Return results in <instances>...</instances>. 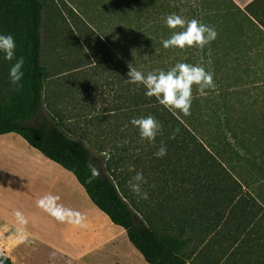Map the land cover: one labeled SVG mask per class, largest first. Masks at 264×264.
<instances>
[{
	"label": "trees",
	"instance_id": "1",
	"mask_svg": "<svg viewBox=\"0 0 264 264\" xmlns=\"http://www.w3.org/2000/svg\"><path fill=\"white\" fill-rule=\"evenodd\" d=\"M194 1L198 6H205L207 2ZM216 1L223 3L225 0ZM227 1L234 4L231 0ZM234 6L243 16L242 19L236 14L232 16L235 26L226 23L229 16L222 10H202V20L206 21L205 24L214 26L217 32L216 38L203 48L198 45L186 46L184 49L164 48L161 41L167 39L173 31H181L180 27L163 29V37L154 35L161 34L160 29L154 27L132 25L121 29L126 31L122 32V38L130 42L134 66L145 74L154 69L168 70L177 62L201 65L213 74L214 87L206 88L205 95H200L197 86L193 85V99L188 115L179 109L154 106L156 97L145 96V89L134 92L137 104L143 100L148 101L152 106L148 114L161 124L155 141L150 143L157 149L161 143L167 146V154L158 158V167L164 168L166 176L173 177L183 167L192 166L197 171L194 174L197 181L209 182V235L222 228L226 213L223 210L226 206L239 203L241 213L245 214L250 205L253 209L259 208L264 214V204L251 201L256 197L243 196L246 185L235 174L238 173L236 164L241 157L238 144L223 137L222 124L215 122L209 110V94L215 93L218 101L215 106L224 114V105L229 100L231 90L234 91L233 96H239L247 84L255 85L258 81H264V59L258 55H246L260 51L264 44V0H256L244 10L235 4ZM45 9V0H0V33H10L15 37L16 54L25 59V75L21 86L17 88L8 79V71L14 61L5 60L0 54V70L4 69L0 78V135L19 134L47 158L73 173L93 203L114 224L126 230L130 242L148 264H186L178 253L176 239L161 236L138 219L119 186L101 171L102 163L94 161L90 149L69 136L57 120L40 117L44 107L43 92L46 82V70L42 65ZM134 86L137 88V85ZM248 99L249 102L242 105V99L236 97L239 108L233 99L231 113L236 118L227 119L236 121L235 127L238 132H243L248 152L253 153L252 150L258 148L264 156V108L257 107V95H249ZM223 102L224 105L221 104ZM215 123L219 128L216 134L211 128ZM176 129L179 131L176 132ZM235 139L237 143L240 142L238 136ZM249 163L255 164L256 159L249 160ZM90 164L95 167V174ZM179 214L178 218L174 213L171 214L172 225L179 223L183 229L185 224H191L189 214ZM0 264L14 263L0 251Z\"/></svg>",
	"mask_w": 264,
	"mask_h": 264
},
{
	"label": "rangeland",
	"instance_id": "2",
	"mask_svg": "<svg viewBox=\"0 0 264 264\" xmlns=\"http://www.w3.org/2000/svg\"><path fill=\"white\" fill-rule=\"evenodd\" d=\"M45 1L42 65L46 70V82L40 117L57 120L69 136L90 149L94 161L102 163L101 171L119 186L138 219L161 236L176 239L178 253L186 264L191 263L190 255L194 253H198L194 261H208L209 230L203 226L209 224V182L197 181L194 175L197 171L192 166L183 167L176 176H166L164 168L158 167L159 157L154 155L158 149L142 139L139 130L130 123L133 118L149 115L152 106L148 101L137 104L134 100L135 90L143 91L144 87L136 88L127 82L128 65L133 62L130 42L122 38V32L126 31L121 29L132 25L159 28L161 34L154 35L163 37V31L169 29L164 20L168 14L205 23L202 10H222L229 16L226 23L233 26L232 16L236 14L239 19L243 16L227 0L223 3L206 0L205 6H198L194 0ZM262 46L260 51L246 55L264 59V44ZM3 70H0V78ZM233 92H229L225 105L221 103L226 106L224 114L215 106L218 102L215 93L209 94L210 115L222 124L223 137L238 144L241 157L236 164L238 173H234L246 185L243 196L256 197L264 204V156L258 148H254L253 153L248 152L243 132L237 131L236 121L227 119L235 117L231 113L233 99L239 108L236 97L242 99L243 105L249 102V95H257V107L264 108V81L247 84L239 96H233ZM153 105L160 107L161 104L156 99ZM211 128L215 134L219 130L216 123ZM237 136L243 144L237 143ZM253 158L256 163H249ZM130 165L134 166L133 170H129ZM136 171L143 172L142 189L148 192L146 200L137 197L128 187ZM247 209L249 217L242 218L245 214L241 213L239 203L226 206L223 210L226 212L223 218L225 233L230 239L231 226L242 220V235L234 238L241 246L242 259L264 264V214L250 205ZM171 212L176 218L179 213L189 214L191 224H185L183 229L179 223L172 225ZM230 259L229 254L225 264H232Z\"/></svg>",
	"mask_w": 264,
	"mask_h": 264
},
{
	"label": "crops",
	"instance_id": "3",
	"mask_svg": "<svg viewBox=\"0 0 264 264\" xmlns=\"http://www.w3.org/2000/svg\"><path fill=\"white\" fill-rule=\"evenodd\" d=\"M231 1L244 10L256 0ZM57 206L79 215L57 219L51 212ZM224 221L209 235L208 261H194V253L187 264H225L229 254L232 264H258L243 261L234 239L242 235V220L231 226L230 239ZM203 227L209 230V224ZM0 251L14 264H148L126 230L93 203L77 177L17 133L0 135Z\"/></svg>",
	"mask_w": 264,
	"mask_h": 264
},
{
	"label": "clouds",
	"instance_id": "4",
	"mask_svg": "<svg viewBox=\"0 0 264 264\" xmlns=\"http://www.w3.org/2000/svg\"><path fill=\"white\" fill-rule=\"evenodd\" d=\"M169 29H176L178 26L181 31H173L172 34L161 41L164 48L184 49L186 46L191 47L198 45L203 48L206 44L214 40L217 32L214 26H209L201 21L193 18L186 20L182 16L175 13L168 14L164 18ZM15 37L8 33H0V54L7 61H14L8 71V79L11 85L19 88L24 78L25 59L23 56L16 54ZM127 82L137 86L142 85L145 89L144 95L147 97L155 96L158 102L169 108L179 109L185 115L189 114V110L193 99V85L197 86V92L205 95V89L214 87L213 74L207 71L203 66L197 64H189L185 62H177L168 70L154 69L153 71L144 72L138 70L134 64L128 65ZM130 123L139 130L142 139L152 142L161 129L160 122L152 115L133 118ZM176 132L179 129L175 130ZM175 132L173 133V137ZM167 154V146L161 143L158 150L154 153L157 157H164ZM95 174V167L89 165ZM134 166L130 165L129 170H133ZM145 183L142 171H136L135 175L129 180L128 187L140 199H148V192L142 189ZM52 215L57 219L64 220L66 217L78 216L70 209H64L63 206H57L51 210ZM21 218L22 215L16 214Z\"/></svg>",
	"mask_w": 264,
	"mask_h": 264
}]
</instances>
